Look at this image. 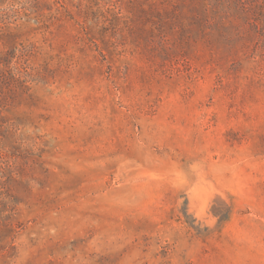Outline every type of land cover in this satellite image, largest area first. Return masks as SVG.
<instances>
[{"label":"rangeland","instance_id":"374dc122","mask_svg":"<svg viewBox=\"0 0 264 264\" xmlns=\"http://www.w3.org/2000/svg\"><path fill=\"white\" fill-rule=\"evenodd\" d=\"M0 264H264V0H0Z\"/></svg>","mask_w":264,"mask_h":264}]
</instances>
